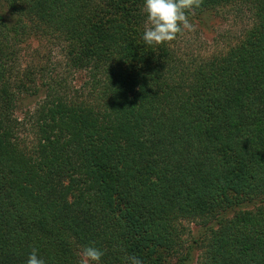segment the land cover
I'll return each mask as SVG.
<instances>
[{"label":"trees","instance_id":"1","mask_svg":"<svg viewBox=\"0 0 264 264\" xmlns=\"http://www.w3.org/2000/svg\"><path fill=\"white\" fill-rule=\"evenodd\" d=\"M143 2L0 0V264H26L33 248L79 264L88 246L99 264H170L185 222L200 226L197 264H264V0L189 10L192 22L231 3L251 18L195 64L143 41ZM32 35L87 80L78 94L43 85L27 143L16 106L40 87L14 62Z\"/></svg>","mask_w":264,"mask_h":264},{"label":"rangeland","instance_id":"2","mask_svg":"<svg viewBox=\"0 0 264 264\" xmlns=\"http://www.w3.org/2000/svg\"><path fill=\"white\" fill-rule=\"evenodd\" d=\"M238 7L229 3L205 13L202 20H193L194 30L179 34L177 39L171 42L173 49L185 63L192 64L225 52L244 37V32L251 24L248 12L243 8L237 9ZM39 37L36 38L32 35L23 40L19 44V53L14 62L19 71L32 69L36 85L38 88L40 87V91L35 95L23 92L16 106L15 113L23 123L20 138L27 143L32 142L35 137L34 132L32 133V112L42 101L43 85L61 82V90L66 89L70 93L77 92L78 94L82 91L80 88L87 80L84 70H75L69 67L63 56V50L58 44H55L54 40ZM184 225L182 252L170 255V264H178V257L188 253V250L191 256L189 264H197L200 252L196 244L193 243L192 236L199 232L200 226L195 222H185Z\"/></svg>","mask_w":264,"mask_h":264},{"label":"clouds","instance_id":"3","mask_svg":"<svg viewBox=\"0 0 264 264\" xmlns=\"http://www.w3.org/2000/svg\"><path fill=\"white\" fill-rule=\"evenodd\" d=\"M202 0H144L141 11L146 16L143 41L148 45L170 43L179 34L194 30L188 11L198 8ZM103 252L95 247H84L79 253V264H99ZM131 264H141L136 257L128 258ZM26 264H45L32 249Z\"/></svg>","mask_w":264,"mask_h":264}]
</instances>
